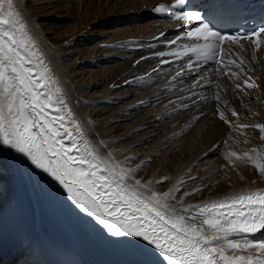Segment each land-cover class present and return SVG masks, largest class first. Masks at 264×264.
<instances>
[{
    "label": "snow or ice",
    "instance_id": "obj_1",
    "mask_svg": "<svg viewBox=\"0 0 264 264\" xmlns=\"http://www.w3.org/2000/svg\"><path fill=\"white\" fill-rule=\"evenodd\" d=\"M185 5L186 0H174L172 4L158 3L151 9L166 14L178 25L188 26L183 36L178 35L170 44L187 38L196 42L191 48L195 61L189 57L172 78L194 80L188 97L192 105L181 103L182 109L207 102L208 97H200L197 90L215 84L210 77L242 79L248 62L233 48L241 40L252 46V60L264 51V22L250 32H221L200 11L184 10ZM240 47L241 52L248 51ZM39 56L12 0H0V150L15 154L9 162L11 167L29 176L44 174L91 221L100 240L118 246L130 257L126 264H158L157 258L163 264H264L252 256L234 254V250L252 246L258 252L264 250V241L248 239L264 231V190L228 194L170 210L168 205L177 201L186 182L180 181L160 193L152 187L153 181L136 178L147 161L133 167L136 157L120 163L113 159L111 151L102 155L99 147L106 145H94L85 138L80 123L72 118L70 107L60 94L61 89L52 90L54 78L47 69L41 70L44 62ZM153 56L161 58V66L171 63L162 59L164 52ZM149 58L141 57L136 64ZM209 63L220 65L223 71L217 68L214 73L200 75ZM235 87L254 89L258 85L247 76ZM211 98L218 102L214 115L222 122L234 130L258 129L264 139V124L241 123L239 113L228 108L219 93ZM228 113L235 120L229 119ZM233 157L241 161L244 157L253 159L248 152L231 151L230 163L235 162ZM256 167L264 175V164L257 163ZM4 170L5 161L0 159V176ZM166 179L155 183L162 184ZM200 191L197 188L184 192L179 199ZM230 251L232 255L228 254Z\"/></svg>",
    "mask_w": 264,
    "mask_h": 264
},
{
    "label": "bare ground",
    "instance_id": "obj_2",
    "mask_svg": "<svg viewBox=\"0 0 264 264\" xmlns=\"http://www.w3.org/2000/svg\"><path fill=\"white\" fill-rule=\"evenodd\" d=\"M85 1L88 0H75V3L68 1V8L64 10L76 23L60 28L61 31L47 27L35 15L34 6L43 4L40 0H17V8L31 32L35 48L56 77L57 87L69 103L73 117L80 123L86 139L94 145L102 142L106 147H99L100 153L104 155L111 151L114 153L113 159L120 163L127 162L128 157H136L133 167L146 161L147 166L159 156L149 171H138L136 178L153 181L152 187L160 193L185 181L184 191L178 195L177 201L168 205L170 210L228 194L264 190V175L256 167L257 163L264 164V139H261L262 134L258 129L249 127L241 131L229 127L218 115H214L218 103L216 100L182 109L181 103L192 105V100L188 99L189 89L181 83L175 87L160 83L161 73L144 77L146 71H142L143 66L153 60L146 59L134 66L137 59L151 52L136 51L140 44L131 39L149 38L166 28V24L150 18L144 24H137L141 18L137 20L135 15L141 17L160 0H89L87 4ZM112 2L114 6L109 7ZM116 6L118 11L113 10ZM111 17H121L123 23L129 26L112 32L111 38L100 42L102 45L98 43L89 48L85 47L86 43L71 44L72 40L88 33L94 23L99 24L102 19ZM142 18L146 16L142 15ZM134 22L137 26L130 27ZM104 24L101 22L99 26L105 27ZM98 29L94 28L92 33H99L98 37L101 38L105 32ZM235 51L244 57L241 50ZM108 55L120 62L112 70H105L104 74L96 76L91 75L90 70L88 76L80 71V66H88L91 61ZM247 62L246 74L242 75V79L227 77L216 85L213 93H219L224 104L239 113V122L264 124V60L259 53L255 60ZM247 76H251L258 87L237 89L235 85L242 83ZM91 92H94L93 96ZM124 101L131 102L121 105ZM93 105L97 106L96 111ZM228 115L229 119L235 120L230 113ZM130 120L134 121L128 124ZM178 144L182 146L181 149H178ZM231 151L238 154L248 152L253 159L244 157L241 161L233 157L231 159L235 162L230 163L228 153ZM202 170L205 171L201 175ZM26 175L34 192L37 210L31 218L24 215L12 226L23 224L22 228L26 230L28 225L38 224L40 238L50 234L66 237L75 244L87 264H126L130 257L118 246L100 240L91 221L79 213L44 174ZM165 178L166 186L155 183ZM191 181L193 183L188 185ZM205 183L206 188L200 198L198 194L179 199L184 192L197 188L203 190ZM11 189L9 169L5 167L4 174L0 176V212L11 199ZM145 194L149 193L145 191ZM5 221L0 218V224ZM11 231L14 233V230ZM6 240L7 237H4L0 241V247ZM250 250L258 254L264 252H258L255 246L250 247ZM157 260L158 264H163L160 258Z\"/></svg>",
    "mask_w": 264,
    "mask_h": 264
},
{
    "label": "rangeland",
    "instance_id": "obj_3",
    "mask_svg": "<svg viewBox=\"0 0 264 264\" xmlns=\"http://www.w3.org/2000/svg\"><path fill=\"white\" fill-rule=\"evenodd\" d=\"M40 1H41L40 3H43V4H41V6H34L35 7L34 8L35 15L37 17H39V19L43 20V22L45 23V25L47 27H49V28L53 27L54 30L56 29V31H58V30L61 31V29L63 27L65 28L68 25H72V24L76 23V20L72 19L70 17L69 13L66 12V10H64L65 8H68L69 2L75 3V0H40ZM49 1H50V3H49ZM90 1L89 0L88 1H85V4H87ZM99 3H100V1H99ZM114 4L112 2L109 5V7L114 6ZM83 7H85V6H83ZM82 8H80L79 11H81ZM117 8H118L117 6L116 7H113V10L116 11ZM45 9H47V10H45ZM111 16H112V13H111ZM148 20H149V18L147 19V17L144 18V19L141 18L140 20L137 21V24H144V22H147ZM101 22L105 23L104 24L105 27L99 26V24ZM40 23H42V22L40 21ZM99 24L98 23H94V26H92L90 28V30L88 31V33L86 32L85 34L80 35V37H78V39H75L76 41L75 40L74 41L72 40L71 44L72 45H78V43H79V45H81L83 43H86V46L85 47L92 48L94 45H96V44H98L100 42H103L105 39L108 40L109 38H111L112 37V32H115V30L120 31V29L122 30L125 27H128L129 26V25H126V24L123 23V20H121V17H119V19L112 18V17L109 18V19L104 18V19H102L99 22ZM137 24H135V22H134L133 24H130V27H132V25L133 26H137ZM96 25H98V26H96ZM57 26H59V27H57ZM96 27L99 28L98 31L102 29V31L105 32V34L101 38L98 37L99 36V33H92L93 29L96 28ZM87 43H89V44H87ZM105 43H107V42H105ZM100 44L102 45V43H100ZM75 55H77V54H75ZM77 56H79V55H77ZM68 58H70V57H68ZM74 58H75V56H74ZM72 59H73V56H72ZM77 59H78V57H77ZM98 60H100V61L98 62ZM101 61H103V62H101ZM90 63L91 64H87L88 66H86V65H85V67L80 66V68H79L80 71H82V73H84V74H87V76L90 75V74L93 75V76L102 75V74L105 73V70H109V69L112 70V68L116 67V65L119 64L120 62L118 60L116 61L115 58L113 60L112 57H111V55H108V56H104V58L101 57V58L96 59L95 61H91ZM89 70H90V74H88ZM96 89L94 91H96ZM90 94H91V96H93L94 95V92H91ZM127 102L129 103L131 101H126V102L124 101V102L121 103V105L122 104H125ZM241 106L243 107L244 105L241 104ZM93 107H94L93 108L94 111H96L98 109L96 105H93ZM133 121L134 120H130L128 122V124L129 123H132ZM122 129L124 130V128H122ZM169 130H171V129H168V131ZM224 141H225V139L222 140V142H224ZM151 143L147 144V149H148V146ZM181 148H182V146H179V144H178V149H181ZM165 151H162V153H164ZM158 157H155L153 159V161L150 162V164H148L147 166L143 167L142 173L143 172H146V171H149L151 165H155L156 162L158 161ZM204 171L205 170H202L200 172V174L202 175L204 173ZM201 175H199V176H201ZM195 176H197V175H195ZM192 183L193 182L191 181V182L188 183V185H191ZM161 186H166V183L165 182L162 183ZM203 186H204L203 187V190H201L199 192L198 198H200L199 196L203 195V192H204V190L206 188V183ZM186 187H188V186H186ZM183 191L184 190H182L178 195H180ZM228 254L229 255H232L233 254V251H230ZM234 254H236V255H242V256H252L253 259H263L264 260V252L261 253V254H258L256 252H254L253 250H250V247L249 248H246L244 250H234Z\"/></svg>",
    "mask_w": 264,
    "mask_h": 264
}]
</instances>
